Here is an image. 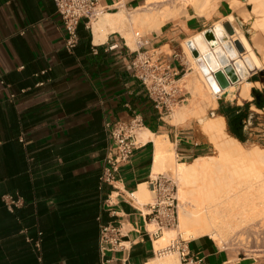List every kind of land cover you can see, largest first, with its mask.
I'll return each instance as SVG.
<instances>
[{
	"label": "crops",
	"instance_id": "crops-1",
	"mask_svg": "<svg viewBox=\"0 0 264 264\" xmlns=\"http://www.w3.org/2000/svg\"><path fill=\"white\" fill-rule=\"evenodd\" d=\"M141 1L99 5L114 12ZM193 19L142 35L137 48L118 32L95 43L92 23L82 20L78 45L69 51L54 0H0V264H102L101 230L109 222L124 245L107 252L111 264L156 260L150 203L142 207L131 196L142 184L152 188L155 143L151 138L136 147L121 165L116 189L100 178L111 142L108 123L141 114L146 128L174 143L177 158L203 155L206 147L179 135L182 129L166 120L132 67L144 50L183 71L177 48L201 27ZM235 108L233 115L248 117L247 107ZM7 194L20 201L11 203ZM188 246L209 264H264L231 254L206 235Z\"/></svg>",
	"mask_w": 264,
	"mask_h": 264
},
{
	"label": "bare ground",
	"instance_id": "bare-ground-1",
	"mask_svg": "<svg viewBox=\"0 0 264 264\" xmlns=\"http://www.w3.org/2000/svg\"><path fill=\"white\" fill-rule=\"evenodd\" d=\"M222 1L144 0L142 6L131 11L125 7L114 12L103 11L91 24L94 42L101 43L110 33L118 32L130 46L138 47L134 38L135 27H140L144 33L159 31L164 22L172 19L176 13L192 17L190 8L193 9V16L210 18ZM228 1L243 22L249 21L252 14L256 15L253 36L249 37L245 33L238 24L235 13L230 12L210 27L219 31L220 39L217 42L209 37L211 42L206 46L202 40V32L190 37H196L195 40L188 43L187 40L183 41L180 54L185 64L193 70L188 77L193 98L190 104L177 108L170 115L173 123H183L191 117L202 118L207 108L218 106V99L234 100L237 91H240L243 98H252L254 83L248 80L251 67L264 70V0H251L254 4L252 11L246 9L242 0ZM207 34L209 36L208 32ZM194 42L199 44L202 51L199 56L194 50ZM222 53L226 54V61L222 58ZM200 59L208 62L205 64L209 65V70ZM212 78H218L222 84L218 91L214 89L219 88L218 84L212 86ZM255 84L261 85L260 82ZM200 129L219 154L202 155L189 162L179 161L174 143L166 141L161 135L146 127L138 133L140 142L152 138L155 143L154 175L171 172L179 186L177 228H165L155 239V249L158 252L163 249L156 260L147 264H180L177 251L168 247L178 233L191 238L209 235L222 245L228 231H234L247 223L248 214L255 202L253 200L257 197L262 199L264 224V146L246 148L241 140L227 132V121L223 114L205 119L200 123ZM131 196L137 204L144 207L145 204L154 202L155 190L148 184H142L140 190ZM151 227L153 230V224Z\"/></svg>",
	"mask_w": 264,
	"mask_h": 264
},
{
	"label": "built area",
	"instance_id": "built-area-1",
	"mask_svg": "<svg viewBox=\"0 0 264 264\" xmlns=\"http://www.w3.org/2000/svg\"><path fill=\"white\" fill-rule=\"evenodd\" d=\"M54 1L66 31V48L72 51L79 42L78 28L82 20H86L87 25L91 24L100 12L105 11V8L100 7L99 0ZM136 36L140 44V38L143 36L139 32L136 33ZM132 67L137 78L154 100L156 107L165 114H170L181 99L182 68L172 64V61L167 57L160 58L144 50L137 51V56L132 61ZM42 84L43 82L38 83V85ZM14 96L12 94V97ZM108 127L111 142L100 178L103 183L118 189L116 183L121 165L130 161L134 150L141 143L138 140V133L145 127V121L141 114H135L127 121L110 122ZM150 182L152 189L156 192L155 201L150 203L151 221L155 222V228L150 230V233L157 238L162 234L164 228L175 226L178 223L179 200L174 192V181L164 173L156 174ZM111 196L112 193L108 200L110 206L113 204L110 200ZM5 199L13 204L20 201L19 199L15 200L9 194L5 196ZM121 236V231L113 223L102 225V264H111L112 259L106 257L108 251L124 247ZM168 247L178 252L180 264H209L203 255L189 249L188 240L182 236L172 239ZM35 249H40L39 241H36ZM162 249H159V253L162 252Z\"/></svg>",
	"mask_w": 264,
	"mask_h": 264
},
{
	"label": "rangeland",
	"instance_id": "rangeland-1",
	"mask_svg": "<svg viewBox=\"0 0 264 264\" xmlns=\"http://www.w3.org/2000/svg\"><path fill=\"white\" fill-rule=\"evenodd\" d=\"M242 1L245 2L246 9H248L250 11L253 10L254 4L251 0H242ZM143 2H144V0L141 1V6L143 5ZM220 5L221 6H219L218 8L215 9V11L212 12V17H210V18H207L206 16H196V15L193 16V13H194L193 9L190 8L189 13L192 14V17H190L189 14H187V15H189V16H187V15H185V13H180V14L176 13V15L172 19L164 22V24H167V26H171V25L183 26L185 20L188 19L189 17L194 18L193 20H200L201 27L198 30L190 31L189 36L194 34V33L202 32V34H201L203 37L202 40H203L204 44H206V46H207L208 42H211L209 37H211L213 39V41H216V42L218 39H220V34H219L218 29L217 28L211 29L210 27L213 24H215V22L225 18V16L227 14H229L230 12H234V10L232 9V6L228 0H223ZM220 7H221V9H220ZM131 10H133V9H129V11H131ZM234 13L236 15L238 24L240 26H242L245 33L249 37H252L253 33L255 31V29L253 28V25H254L253 23L256 20V15L252 14L250 16L251 19L249 21L243 22L242 17L237 12H234ZM95 20H96V18L92 20V23ZM142 30L143 29H141L140 27L134 28V38H136V40L138 39L137 36H135L137 32H140L141 35H145V34L151 32V31H147L144 33V31H142ZM207 32L209 33V36H208ZM195 38L196 37H194V39H192V40H195ZM193 45H194V50L197 52V55L199 56L202 52L200 47H199V44L197 42H194ZM134 48H137V47H134ZM168 50L169 49H167V51ZM168 52L171 53L170 50ZM177 53L179 54V58H180V61L182 62V67H183V71L181 73V78H183V79H181V81H180L181 99H180V102L174 106L172 112L170 114H166V115H168L166 117V120H168L169 122H170V115L175 110H177V108H179L183 105L190 104L191 99L193 98V94L191 93V90L189 88V81H188V77L192 75L193 70H191L188 67L189 65L187 66V63L185 64V61L183 60V58H181V54H180L181 53V47L177 48ZM222 58L224 60L225 59L227 60L225 53H222ZM200 60L203 63V66L204 67L206 66V68L209 70V68L207 67L209 65L205 64V62H207V61H205L203 59H200ZM250 71H251V73L248 77V80L252 81V83H254L253 87L251 89L252 98L243 99L240 97L239 91H237L236 97L232 101L225 100V98L218 99V106L216 108H212V107L207 108V112H206L204 117H202V118L191 117L190 119H188L187 121H185L183 123H179V124L176 123L175 124L180 129H182V133H180L179 135L188 136L189 140L197 141V142H199V146L202 145V146L206 147L203 155H217V154H219V152H218L217 148L210 142L207 135L204 134L203 131L200 129V123L204 122L205 119L209 118L210 116L214 117L218 114H223L226 117V121H227V129L226 130L230 135L234 136L232 134V132L230 131V125H229L227 115H231V114L233 115V113H235L236 104L241 106L242 108L247 107L246 110L250 112L248 117H245V119L243 118L241 120V124L244 126L243 132L246 136V140L244 142L241 141L243 143V145L246 148H252L255 145L264 146V108H259L256 105V96H254L252 93V90L254 88L256 89L255 86H258V88H261L264 90V82H261V85L255 84V83H257L255 80H260V78H264V70H261L257 67H251ZM184 76H186V77H184ZM211 80L213 83L212 86H214L215 84L217 86V84H218L219 88L214 87V89L218 91L220 89V87H222V84L220 83L218 78H216L215 80H213V78H212ZM259 98H261V97H259ZM182 99H184V100H182ZM246 104H248V106H246ZM177 159L182 161V159H180V158H177ZM164 174L167 177H169L171 180L174 181V183H175V187H174L175 191L174 192L178 198V189H179L178 187L179 186H178V182L176 181L174 175L171 174V172H165ZM155 196H156V192H155ZM259 198L260 197H257V198H255L256 200L255 199L253 200V201H255L254 204L252 205L253 209L250 212V214H248L249 219H248L247 223L244 224L245 226L243 225L241 228L238 227V228H236L237 230L235 229L234 231H228L226 233L225 241L222 245L219 243L218 240H215V242L218 244V246L220 248L227 250L231 254L248 256L251 258H257L259 260H261V259L264 260V224H262L263 223L262 222V220H263L262 219L263 218V216H262L263 215L262 214L263 213L262 205L263 204H262V199L260 198L261 199L260 200ZM178 200H179V198H178ZM153 201H155V198L153 199ZM255 203H256V205H255ZM250 204H251V202H250ZM179 209H180V205L178 204V214H179ZM178 223H179V220H178ZM178 223L175 226H170L167 228H177ZM153 228H155V225ZM177 236H181V234L178 233ZM206 236H209V235H206ZM183 238L186 240L191 239V237H187L185 235ZM158 253L159 252L156 250L154 253V257L157 256V258H158ZM177 257L179 259L178 252H177ZM179 263H180V260H179Z\"/></svg>",
	"mask_w": 264,
	"mask_h": 264
},
{
	"label": "trees",
	"instance_id": "trees-1",
	"mask_svg": "<svg viewBox=\"0 0 264 264\" xmlns=\"http://www.w3.org/2000/svg\"><path fill=\"white\" fill-rule=\"evenodd\" d=\"M260 80L262 82H264V78H260ZM252 93L254 96H256V105L259 108H264V91L260 92L258 89H253ZM261 97V98H259ZM228 116V121H229V125H230V131L232 132V134L237 137L238 139H240L242 142L245 141L244 136L242 135V130H243V125L240 123V120L242 118V114H236V115H227ZM201 155V154H199ZM198 156V155H197ZM192 160V159H191ZM189 160V161H191Z\"/></svg>",
	"mask_w": 264,
	"mask_h": 264
},
{
	"label": "water",
	"instance_id": "water-1",
	"mask_svg": "<svg viewBox=\"0 0 264 264\" xmlns=\"http://www.w3.org/2000/svg\"><path fill=\"white\" fill-rule=\"evenodd\" d=\"M226 26L228 27V29H229V25L228 24H226ZM230 30V29H229ZM231 31V30H230Z\"/></svg>",
	"mask_w": 264,
	"mask_h": 264
},
{
	"label": "flooded vegetation",
	"instance_id": "flooded-vegetation-1",
	"mask_svg": "<svg viewBox=\"0 0 264 264\" xmlns=\"http://www.w3.org/2000/svg\"><path fill=\"white\" fill-rule=\"evenodd\" d=\"M263 99H264V97H263Z\"/></svg>",
	"mask_w": 264,
	"mask_h": 264
}]
</instances>
